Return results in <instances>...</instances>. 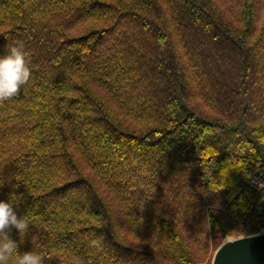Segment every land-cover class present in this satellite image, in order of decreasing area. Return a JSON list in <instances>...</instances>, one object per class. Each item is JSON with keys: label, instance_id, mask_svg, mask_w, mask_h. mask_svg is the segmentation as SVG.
<instances>
[{"label": "trees", "instance_id": "trees-1", "mask_svg": "<svg viewBox=\"0 0 264 264\" xmlns=\"http://www.w3.org/2000/svg\"><path fill=\"white\" fill-rule=\"evenodd\" d=\"M0 200L44 264H211L264 229V0H0ZM102 247L91 246V241Z\"/></svg>", "mask_w": 264, "mask_h": 264}, {"label": "clouds", "instance_id": "clouds-1", "mask_svg": "<svg viewBox=\"0 0 264 264\" xmlns=\"http://www.w3.org/2000/svg\"><path fill=\"white\" fill-rule=\"evenodd\" d=\"M27 55L23 45H18L11 46L0 57V102L20 95L22 87L29 82L32 73ZM29 227L27 216L19 215L11 202L0 200V264H44V257L40 253L21 252L17 240L11 235L15 231L19 236H24ZM91 246L100 248L102 242L93 240ZM78 264L82 262L78 261Z\"/></svg>", "mask_w": 264, "mask_h": 264}, {"label": "water", "instance_id": "water-1", "mask_svg": "<svg viewBox=\"0 0 264 264\" xmlns=\"http://www.w3.org/2000/svg\"><path fill=\"white\" fill-rule=\"evenodd\" d=\"M211 264H264V230L226 237L214 251Z\"/></svg>", "mask_w": 264, "mask_h": 264}, {"label": "built area", "instance_id": "built-area-1", "mask_svg": "<svg viewBox=\"0 0 264 264\" xmlns=\"http://www.w3.org/2000/svg\"><path fill=\"white\" fill-rule=\"evenodd\" d=\"M251 186L262 195L261 201L257 205V210L260 214L264 212V171L262 169H257L249 179ZM264 230V229H262ZM260 230V231H262ZM258 231V232H260Z\"/></svg>", "mask_w": 264, "mask_h": 264}]
</instances>
